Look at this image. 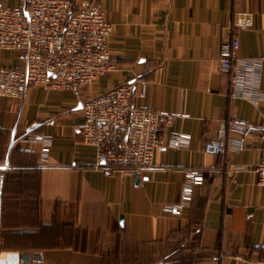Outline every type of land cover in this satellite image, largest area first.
Here are the masks:
<instances>
[{
	"label": "crops",
	"instance_id": "1",
	"mask_svg": "<svg viewBox=\"0 0 264 264\" xmlns=\"http://www.w3.org/2000/svg\"><path fill=\"white\" fill-rule=\"evenodd\" d=\"M27 0H0V8ZM76 3L78 0H71ZM113 25L109 47L120 68L70 91L29 88L22 100L0 99V257L29 264H253L264 260V188L255 168L262 152L264 102L230 97L219 70L222 43L238 12L255 16L239 33L241 58H263L264 0H97ZM0 67L22 68L15 51ZM144 79L139 108L178 116L173 131L191 136L186 149L162 148L153 167L132 176L97 164L81 137L80 102ZM253 128L238 153L210 156L204 144L221 124ZM169 131L164 133L167 137ZM28 136H51L45 162ZM236 167L244 168L241 171ZM201 170L192 205L180 202L184 174Z\"/></svg>",
	"mask_w": 264,
	"mask_h": 264
},
{
	"label": "built area",
	"instance_id": "2",
	"mask_svg": "<svg viewBox=\"0 0 264 264\" xmlns=\"http://www.w3.org/2000/svg\"><path fill=\"white\" fill-rule=\"evenodd\" d=\"M254 25L252 13H236L231 37L221 45L218 65L229 77L231 98L260 106L264 102L263 58L237 56L239 33ZM112 32L106 10L97 0H27L16 7L0 8V51H15L23 60L19 69L0 67V99L22 100L29 88L36 86L48 91H70L118 71L119 58L109 47ZM148 87L146 80L135 79L80 102L81 137L95 149L98 165L138 176L153 167L158 150L190 146V135L173 131L177 115L134 104L135 96L146 98ZM252 130L233 122L221 124L215 138L204 144L203 152L215 157L238 153L243 148V138ZM261 132L263 147L255 174L257 186L264 188V126ZM24 142L39 147L42 162L53 149L51 136H28ZM243 169L236 167L235 171ZM204 183L203 171L185 172L180 202L165 206L163 213L181 216L191 207L195 188ZM253 264H264V260Z\"/></svg>",
	"mask_w": 264,
	"mask_h": 264
},
{
	"label": "water",
	"instance_id": "3",
	"mask_svg": "<svg viewBox=\"0 0 264 264\" xmlns=\"http://www.w3.org/2000/svg\"><path fill=\"white\" fill-rule=\"evenodd\" d=\"M2 188H3V176L0 175V210H1V201H2ZM0 264H29V260L25 258L24 256L21 257V262L19 263H14L10 261V259L7 258H1L0 257Z\"/></svg>",
	"mask_w": 264,
	"mask_h": 264
}]
</instances>
